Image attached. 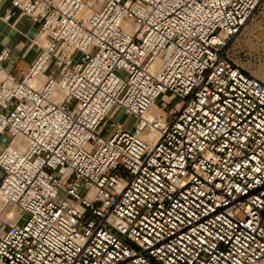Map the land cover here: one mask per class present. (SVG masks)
I'll return each instance as SVG.
<instances>
[{
    "label": "built area",
    "instance_id": "obj_1",
    "mask_svg": "<svg viewBox=\"0 0 264 264\" xmlns=\"http://www.w3.org/2000/svg\"><path fill=\"white\" fill-rule=\"evenodd\" d=\"M262 2L10 0L39 30L0 83V264H261L264 85L228 49Z\"/></svg>",
    "mask_w": 264,
    "mask_h": 264
},
{
    "label": "crops",
    "instance_id": "obj_2",
    "mask_svg": "<svg viewBox=\"0 0 264 264\" xmlns=\"http://www.w3.org/2000/svg\"><path fill=\"white\" fill-rule=\"evenodd\" d=\"M4 15L9 16L7 21L2 20ZM38 30L39 24L32 23L18 10L12 9L10 0L0 3V53L4 49L11 52L9 61L0 69V83L6 71L20 76L33 63L37 54L33 41L38 36ZM228 56L243 72L264 85V0L229 46ZM10 139L7 133L0 134V152ZM1 180L0 169V183Z\"/></svg>",
    "mask_w": 264,
    "mask_h": 264
},
{
    "label": "rangeland",
    "instance_id": "obj_3",
    "mask_svg": "<svg viewBox=\"0 0 264 264\" xmlns=\"http://www.w3.org/2000/svg\"><path fill=\"white\" fill-rule=\"evenodd\" d=\"M48 74H50V70L45 72V75H48ZM111 123H120L121 125L125 127V129H132L136 124V120L130 117L124 116L122 112H118L113 115L112 119L109 121V125ZM59 197L61 198L62 195L59 194Z\"/></svg>",
    "mask_w": 264,
    "mask_h": 264
}]
</instances>
